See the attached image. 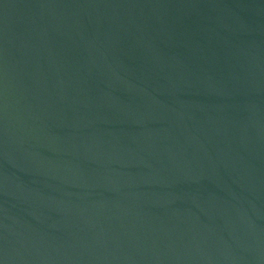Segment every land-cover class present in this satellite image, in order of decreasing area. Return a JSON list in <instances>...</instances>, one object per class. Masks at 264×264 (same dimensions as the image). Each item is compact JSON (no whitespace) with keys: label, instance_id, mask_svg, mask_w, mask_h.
<instances>
[{"label":"water","instance_id":"95a60500","mask_svg":"<svg viewBox=\"0 0 264 264\" xmlns=\"http://www.w3.org/2000/svg\"><path fill=\"white\" fill-rule=\"evenodd\" d=\"M0 264H264V0H0Z\"/></svg>","mask_w":264,"mask_h":264}]
</instances>
